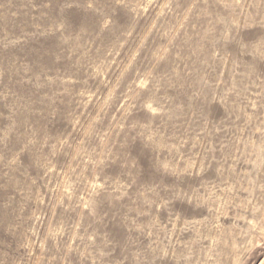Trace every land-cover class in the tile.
<instances>
[{"label":"rangeland","instance_id":"obj_1","mask_svg":"<svg viewBox=\"0 0 264 264\" xmlns=\"http://www.w3.org/2000/svg\"><path fill=\"white\" fill-rule=\"evenodd\" d=\"M0 264H264V0H0Z\"/></svg>","mask_w":264,"mask_h":264}]
</instances>
